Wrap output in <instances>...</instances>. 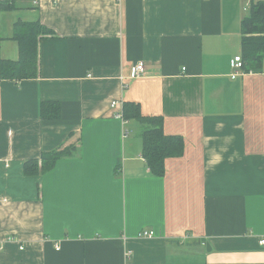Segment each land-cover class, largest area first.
I'll return each instance as SVG.
<instances>
[{"label": "crops", "instance_id": "1", "mask_svg": "<svg viewBox=\"0 0 264 264\" xmlns=\"http://www.w3.org/2000/svg\"><path fill=\"white\" fill-rule=\"evenodd\" d=\"M251 1L0 0L13 6L0 9V60L18 59L15 23L53 32L36 79L0 80V264H264V59L231 78ZM112 101L183 139L164 176ZM43 102L57 120L41 119Z\"/></svg>", "mask_w": 264, "mask_h": 264}, {"label": "trees", "instance_id": "2", "mask_svg": "<svg viewBox=\"0 0 264 264\" xmlns=\"http://www.w3.org/2000/svg\"><path fill=\"white\" fill-rule=\"evenodd\" d=\"M13 6L0 2V9L10 10ZM241 58L243 72L256 69L264 59V1L252 0L247 15L241 22ZM53 36V32L39 22H17L13 26V40L18 45L16 61L0 60V80L19 82L36 79L39 72L38 45L41 39ZM42 120L53 121L60 117V105L57 102H43L40 105ZM121 119L135 120L142 125V157L151 175L162 177L165 174V161L183 154L184 142L179 136L166 135L159 117H145L138 104L123 103ZM76 149L68 146L41 154L23 164L26 177H36L50 172L59 159L71 157Z\"/></svg>", "mask_w": 264, "mask_h": 264}, {"label": "built area", "instance_id": "3", "mask_svg": "<svg viewBox=\"0 0 264 264\" xmlns=\"http://www.w3.org/2000/svg\"><path fill=\"white\" fill-rule=\"evenodd\" d=\"M232 67H233V71H234L232 76H231L232 79L236 78L237 76L243 75L245 73V72H243V62H242V58L240 55L234 57ZM143 70H144L143 64L137 63L133 67V69L131 70L130 78L134 79V78L141 76L143 73ZM119 105L120 104L117 101H112L110 103L109 107H110V110L114 112L113 116L121 119V111L119 110ZM153 236H154L153 232L145 231V230L141 231L138 234L139 238H145V239H151V238H153ZM259 245H264V240L260 241ZM55 250H59L58 245L55 246Z\"/></svg>", "mask_w": 264, "mask_h": 264}]
</instances>
